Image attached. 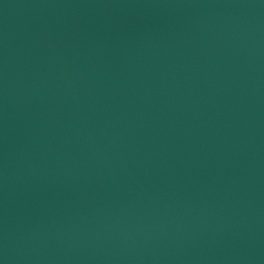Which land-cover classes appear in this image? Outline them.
Listing matches in <instances>:
<instances>
[{"label":"water","instance_id":"water-1","mask_svg":"<svg viewBox=\"0 0 264 264\" xmlns=\"http://www.w3.org/2000/svg\"><path fill=\"white\" fill-rule=\"evenodd\" d=\"M115 264H264V0H1Z\"/></svg>","mask_w":264,"mask_h":264}]
</instances>
